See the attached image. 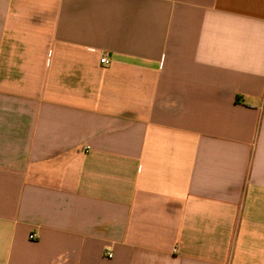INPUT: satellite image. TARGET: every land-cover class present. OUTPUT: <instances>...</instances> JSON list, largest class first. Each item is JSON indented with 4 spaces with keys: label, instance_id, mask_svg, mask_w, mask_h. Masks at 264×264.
<instances>
[{
    "label": "crops",
    "instance_id": "1",
    "mask_svg": "<svg viewBox=\"0 0 264 264\" xmlns=\"http://www.w3.org/2000/svg\"><path fill=\"white\" fill-rule=\"evenodd\" d=\"M0 264H264V0H0Z\"/></svg>",
    "mask_w": 264,
    "mask_h": 264
},
{
    "label": "built area",
    "instance_id": "2",
    "mask_svg": "<svg viewBox=\"0 0 264 264\" xmlns=\"http://www.w3.org/2000/svg\"><path fill=\"white\" fill-rule=\"evenodd\" d=\"M101 61L104 64H109L110 63V59L107 56H103L101 58ZM29 236H30L31 239H37V237H38L37 234H36V232H31ZM107 255L108 256H111V253L110 252H107Z\"/></svg>",
    "mask_w": 264,
    "mask_h": 264
}]
</instances>
